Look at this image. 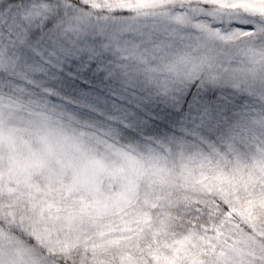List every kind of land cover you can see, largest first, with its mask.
Here are the masks:
<instances>
[{"label":"snow or ice","instance_id":"6c2138e0","mask_svg":"<svg viewBox=\"0 0 264 264\" xmlns=\"http://www.w3.org/2000/svg\"><path fill=\"white\" fill-rule=\"evenodd\" d=\"M249 53L261 57L259 78L237 66ZM5 101L70 115L128 147L135 159L119 175L129 203L141 176L172 178L184 193L177 226L199 251L172 249L164 264H264V5L0 0ZM12 207L0 204V224L35 242Z\"/></svg>","mask_w":264,"mask_h":264},{"label":"rangeland","instance_id":"374dc122","mask_svg":"<svg viewBox=\"0 0 264 264\" xmlns=\"http://www.w3.org/2000/svg\"><path fill=\"white\" fill-rule=\"evenodd\" d=\"M243 3L251 7L264 0ZM239 55L246 62L237 66L259 78L261 57ZM134 159L128 147L83 127L75 117L54 110H10L5 101L0 107L5 183L0 204L11 203L10 211L30 220L32 227H24L36 241L0 224V259L4 264H152L149 254H154L164 264L172 249L197 253L198 242L177 226L184 193L172 192L171 177L141 176L126 201L119 173ZM165 192L172 194L168 207L162 203ZM81 201L85 205L78 208ZM34 208L40 211L34 214Z\"/></svg>","mask_w":264,"mask_h":264}]
</instances>
